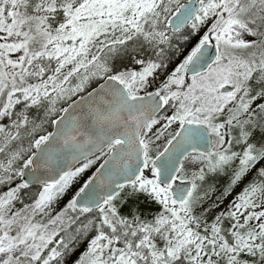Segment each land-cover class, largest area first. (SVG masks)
I'll return each instance as SVG.
<instances>
[{"label":"snow or ice","instance_id":"6c2138e0","mask_svg":"<svg viewBox=\"0 0 264 264\" xmlns=\"http://www.w3.org/2000/svg\"><path fill=\"white\" fill-rule=\"evenodd\" d=\"M0 264H264V0H0Z\"/></svg>","mask_w":264,"mask_h":264}]
</instances>
